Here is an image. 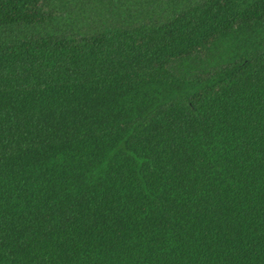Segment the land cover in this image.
Returning <instances> with one entry per match:
<instances>
[{
	"label": "trees",
	"instance_id": "trees-1",
	"mask_svg": "<svg viewBox=\"0 0 264 264\" xmlns=\"http://www.w3.org/2000/svg\"><path fill=\"white\" fill-rule=\"evenodd\" d=\"M0 264H264V0H0Z\"/></svg>",
	"mask_w": 264,
	"mask_h": 264
}]
</instances>
